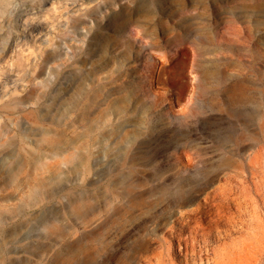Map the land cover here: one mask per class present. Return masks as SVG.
Wrapping results in <instances>:
<instances>
[{
	"label": "rangeland",
	"instance_id": "374dc122",
	"mask_svg": "<svg viewBox=\"0 0 264 264\" xmlns=\"http://www.w3.org/2000/svg\"><path fill=\"white\" fill-rule=\"evenodd\" d=\"M263 109L264 0H0V264H251Z\"/></svg>",
	"mask_w": 264,
	"mask_h": 264
},
{
	"label": "bare ground",
	"instance_id": "6f19581e",
	"mask_svg": "<svg viewBox=\"0 0 264 264\" xmlns=\"http://www.w3.org/2000/svg\"><path fill=\"white\" fill-rule=\"evenodd\" d=\"M200 41H202V39H200ZM260 124L261 126L264 125V109L262 110L261 115H260ZM240 173L243 174L244 179L248 173L254 177H259V207H261L264 210V144H260L259 147H256L253 155L249 157L248 170L247 168H245V166L244 167L242 166L241 169L239 168L234 169V171L232 173H229L228 176L235 177L234 175L236 174L238 175ZM244 179H241V180H244ZM249 194L250 193L246 194L247 198L250 197ZM216 196L220 201L213 202V203H214L216 213L218 214L222 212L224 204L226 205V207L229 208L231 201L236 202L238 206L244 205L245 207H248L246 205L247 202H242L240 197L237 196L234 190H221L220 193H218ZM207 212H208V218L212 217L214 211L211 207L207 209ZM230 216L233 217V215H230ZM185 247L186 248H184V250H187L188 248L187 244H185ZM193 250H195L194 247H193ZM205 258H206V261L199 257L200 260L198 264H210L209 259L207 257ZM263 258H264V223L259 220V255H254L251 257V264H264ZM220 260L221 259L216 260L215 264H218ZM194 262L193 264H195Z\"/></svg>",
	"mask_w": 264,
	"mask_h": 264
}]
</instances>
